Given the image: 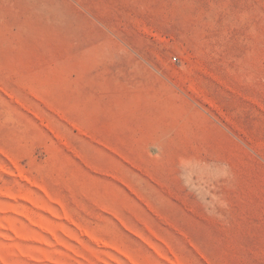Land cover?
<instances>
[{
  "label": "rangeland",
  "instance_id": "obj_1",
  "mask_svg": "<svg viewBox=\"0 0 264 264\" xmlns=\"http://www.w3.org/2000/svg\"><path fill=\"white\" fill-rule=\"evenodd\" d=\"M0 264H264V0H0Z\"/></svg>",
  "mask_w": 264,
  "mask_h": 264
},
{
  "label": "built area",
  "instance_id": "obj_2",
  "mask_svg": "<svg viewBox=\"0 0 264 264\" xmlns=\"http://www.w3.org/2000/svg\"><path fill=\"white\" fill-rule=\"evenodd\" d=\"M173 59L175 60L176 58H175V57H173Z\"/></svg>",
  "mask_w": 264,
  "mask_h": 264
}]
</instances>
